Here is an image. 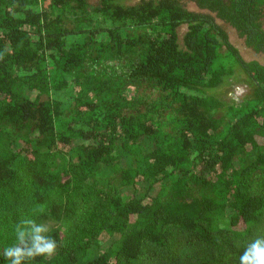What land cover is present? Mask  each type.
Returning a JSON list of instances; mask_svg holds the SVG:
<instances>
[{"label": "trees", "instance_id": "obj_1", "mask_svg": "<svg viewBox=\"0 0 264 264\" xmlns=\"http://www.w3.org/2000/svg\"><path fill=\"white\" fill-rule=\"evenodd\" d=\"M263 18L264 0H0V264L24 218L58 244L32 264H239L264 236V62L228 27L264 55ZM230 78L241 98L214 93Z\"/></svg>", "mask_w": 264, "mask_h": 264}, {"label": "clouds", "instance_id": "obj_2", "mask_svg": "<svg viewBox=\"0 0 264 264\" xmlns=\"http://www.w3.org/2000/svg\"><path fill=\"white\" fill-rule=\"evenodd\" d=\"M49 232L50 226L46 223H38L33 218L21 219L14 226L15 243L4 249V258L9 264H32L37 257L54 256L58 244ZM239 264H264V236H257L246 245Z\"/></svg>", "mask_w": 264, "mask_h": 264}, {"label": "rangeland", "instance_id": "obj_3", "mask_svg": "<svg viewBox=\"0 0 264 264\" xmlns=\"http://www.w3.org/2000/svg\"><path fill=\"white\" fill-rule=\"evenodd\" d=\"M127 1H135V0H127ZM264 19V18H263ZM225 27V25H223ZM185 30V26L180 28V34ZM229 39L231 43L239 50L241 56L245 60H250L252 58L258 59L260 62H264V55H255L253 50L247 47L244 44V39L239 37L237 33L228 27ZM230 83H234L232 86ZM217 89V88H216ZM215 91L217 95L223 97L224 99L233 95L235 98H241L248 92V87L243 82L235 83V79L230 78L223 86Z\"/></svg>", "mask_w": 264, "mask_h": 264}]
</instances>
